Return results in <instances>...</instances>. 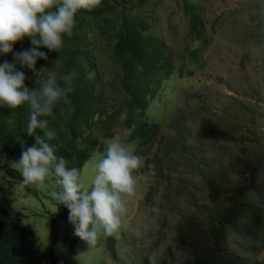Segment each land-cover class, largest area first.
<instances>
[{
	"label": "rangeland",
	"instance_id": "rangeland-1",
	"mask_svg": "<svg viewBox=\"0 0 264 264\" xmlns=\"http://www.w3.org/2000/svg\"><path fill=\"white\" fill-rule=\"evenodd\" d=\"M143 8L174 54H183L189 25L182 5L161 0L159 6ZM202 12L209 43L198 61L188 62L182 73L176 70L164 80L151 101L148 113L159 125L157 133L141 143L129 140L130 130L115 127L113 138L133 147L143 165L133 172L135 191L124 196L127 211L112 234L100 229L89 247L74 235L69 220L59 221L55 251L50 254L54 235L48 215L57 210L52 197L56 179L50 174L35 186L38 196L27 195L24 185L7 175V166L18 169L16 163L3 161L0 207L36 234L44 255L33 264H138L140 258L151 264H185L192 256L177 241L182 224L193 220L201 242L208 241L215 218L231 207L228 195L210 199L207 179L227 171L229 186L248 183L261 158L259 139L264 132V0H204ZM95 46L100 49L102 72L98 87H106L109 94L110 54L101 40ZM53 52L46 48V69L55 61ZM111 139L104 140L105 149ZM104 154L94 152L86 161L82 170L86 186L91 185L93 165ZM249 231L247 237L226 233L223 247L232 262L264 260V225ZM109 235L116 237V260L107 250ZM74 240L76 251L71 253Z\"/></svg>",
	"mask_w": 264,
	"mask_h": 264
},
{
	"label": "trees",
	"instance_id": "trees-1",
	"mask_svg": "<svg viewBox=\"0 0 264 264\" xmlns=\"http://www.w3.org/2000/svg\"><path fill=\"white\" fill-rule=\"evenodd\" d=\"M160 1L99 0L91 11L78 10L72 34L63 37L59 52L54 50L56 58L49 69L45 67L47 59L43 58H37L34 69L16 63V68L25 74L24 85L36 91L50 73L62 84L63 81L59 80L62 74L75 72L69 99L58 101L53 108V116L44 118L48 120V128L55 129L57 134L52 141L57 145L56 155L66 159L67 167L79 169L81 176L92 153L105 151L104 140L115 137V127L123 126L130 130L129 140L137 142L148 141L157 133L159 125L151 121L148 113L151 101L164 80L176 70L182 73L188 62L198 61L209 43L202 12L204 0H177L188 18L189 41L184 53L176 56L174 47L157 34L154 22L144 13L143 7L159 6ZM99 40L104 43L112 61V78L107 83L109 94L106 87H98L102 72L98 64L100 49L95 45ZM29 47L33 45L28 37L14 42L12 51L0 55V62L13 61V52ZM35 47L46 51L43 45ZM176 61L181 64H176ZM29 111L27 103L14 108L0 106V168L4 160L15 162L19 159L21 140L24 148L34 143V137L24 132ZM40 134L43 135L42 132ZM259 148V164L251 170L246 185L229 186L227 171L207 179L210 199L217 201L228 195L231 207L215 218L208 241L201 242L193 220L182 224L177 241L192 256L185 264H240L229 260L230 252L224 250L223 244L227 232L247 237L251 234L249 227L264 225V132L259 139ZM6 169L11 179L22 181L18 169L11 166ZM23 185L27 195L38 196L34 184ZM58 190L56 186L55 191ZM53 201L57 210L48 215L54 235L50 254L55 251L56 224L68 220L67 207ZM75 243L76 240L70 244L69 252L76 251ZM106 245L116 260V237L109 235ZM43 255L33 230L20 225L16 215L0 207V264H33ZM235 255L240 257L239 252ZM138 264L151 263L140 258ZM249 264H264V260H254Z\"/></svg>",
	"mask_w": 264,
	"mask_h": 264
},
{
	"label": "clouds",
	"instance_id": "clouds-1",
	"mask_svg": "<svg viewBox=\"0 0 264 264\" xmlns=\"http://www.w3.org/2000/svg\"><path fill=\"white\" fill-rule=\"evenodd\" d=\"M98 4L99 0H0V55L12 51L14 42L24 37L30 38L33 45L13 52V61L0 62V106L14 108L27 103L30 108L24 132L34 137V143L24 148L21 140L22 151L15 161L21 182L39 187L50 174L55 177L59 190L52 197L67 207L74 235L89 247L96 243L100 229L112 234L120 227L127 211L124 196L134 193L133 172L143 165V160L133 147L112 138L105 154L93 165L91 185L86 186L80 170L67 167L66 159L56 155L57 145L52 141L57 134L48 128L44 118L53 116L58 101L69 99L75 72L62 74V84L49 75L36 91L24 85L25 74L16 68V63L34 69L37 58L47 59L46 53L35 46L59 52L63 37L72 34L78 10L91 11Z\"/></svg>",
	"mask_w": 264,
	"mask_h": 264
}]
</instances>
